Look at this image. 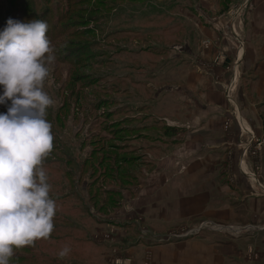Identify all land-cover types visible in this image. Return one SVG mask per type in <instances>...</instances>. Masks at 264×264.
I'll return each mask as SVG.
<instances>
[{"label": "rangeland", "instance_id": "374dc122", "mask_svg": "<svg viewBox=\"0 0 264 264\" xmlns=\"http://www.w3.org/2000/svg\"><path fill=\"white\" fill-rule=\"evenodd\" d=\"M260 1L0 0V264H154L148 248L160 246L170 254L160 263L261 259L256 234L264 227L215 221L205 215L211 206L199 217L189 183L180 177L177 206L162 201L170 172L163 158L181 130L168 127L165 111L171 99L179 108L185 90L179 81L188 65H198L191 53L197 42L203 49L220 44L211 59L220 71L211 72L212 81L235 102L243 73L235 56L244 52L253 32L249 16ZM203 27L219 39H203ZM231 123L225 119L226 132ZM250 135L241 145L242 155L253 160L247 178L254 194H237V204L264 198L263 142ZM206 160L211 170L202 179L210 201L220 175L218 158ZM82 161L87 167L80 172ZM177 162L176 168L187 166ZM149 186L156 189L147 195L157 207L148 215L154 227H145L135 208L141 205L133 204ZM64 194L78 205L74 220L44 236L30 234L23 220L37 205L52 210V201L40 197Z\"/></svg>", "mask_w": 264, "mask_h": 264}, {"label": "crops", "instance_id": "0c3cea01", "mask_svg": "<svg viewBox=\"0 0 264 264\" xmlns=\"http://www.w3.org/2000/svg\"><path fill=\"white\" fill-rule=\"evenodd\" d=\"M249 17V21L251 22L249 25L250 28H252L249 31L253 32L249 33L246 38L247 43L244 52L240 50L235 56L240 60L243 71L241 82L238 84L233 82L238 86L237 90L234 92L236 96L235 102L233 99L232 101L231 99H227L223 92V84L221 82L214 84L212 81L211 72L217 73L220 71L219 67L211 65V59H214L218 52L216 47L220 44H215L209 49H203L200 43L197 42L194 55L193 52L191 53L194 62L196 60L198 65L196 67L193 64L191 66L188 65L182 76L183 78L179 81L183 88H185L179 99V108L174 109V104L176 103L171 99V104L169 105L170 110L165 111L167 123L170 126L179 127L181 130L171 136L169 144L173 147L163 158L165 165L170 168V172L168 175H165V180H163L167 184L165 183L164 185L165 194L162 201L164 203L167 201V204H169L171 208H173L172 206H177L173 203V200L181 196L179 193L176 195L177 183L175 182L178 181L180 177L185 183H189L187 190L192 197L195 196V207L199 213V217L203 218L205 207L211 206L212 210L205 215H208V218L215 221L240 224L251 223L259 224L264 227V198L261 197L251 201L248 199L244 203L239 204L232 201V199L235 200L237 198V194L243 196H252V194H254V188H252L254 186L247 178V175L254 167L253 160L249 161L247 157L242 155L243 148L241 145L245 144V140L250 138L251 133L259 142H263L260 159L263 166L262 177L264 178L263 0L260 1V7L256 9V12ZM199 32L203 33L202 37H205L203 39L209 38L214 43L220 36L219 33L207 27H203L202 30L199 29L198 33ZM227 48L232 49L233 43L228 44ZM199 64L203 66L202 68L204 70L202 68L200 69ZM209 66H213L216 69L212 68L211 70H207ZM229 81L230 79L225 82V85H227ZM172 86L174 85L171 83L166 84L167 88H172ZM185 96L186 98H184ZM226 118H230L232 121L227 132L223 128V123ZM238 119L244 127L243 130L237 124L236 120ZM209 157L218 158L216 171L217 174L220 175L215 183L214 188L216 189L210 201H208L209 198H205L203 189L204 182L202 179L205 172L211 170L208 169L210 164L205 165V161H207L206 159ZM177 160L185 162L187 166L182 168L178 166L176 168L175 164L177 165ZM232 178L235 179L234 182H231ZM154 190L156 189L149 186L146 192L138 195L137 202L133 203L135 206H137V203L141 205L135 208H137L142 215L141 218L144 219L145 227H154L153 221L148 215L154 212V209L157 207L150 205V196H147L152 194ZM157 202L160 203L161 200ZM147 203H149V205ZM163 220L165 219L163 218ZM250 226L251 225L243 229H232L233 231L231 232H240L247 228L250 229ZM251 229H255V227H251ZM152 230L157 232L155 228ZM256 236L260 237L263 245L260 247L263 255H261V259L254 264H264V228L259 230ZM177 246L182 248L183 244ZM167 247L168 246L148 248V250L153 253L154 264H174L166 260L160 263V258L168 254L165 251ZM218 248L224 251L223 247L220 249L218 246ZM227 251H230L229 248ZM217 264L233 263L228 261V263L217 262Z\"/></svg>", "mask_w": 264, "mask_h": 264}, {"label": "trees", "instance_id": "16d2710c", "mask_svg": "<svg viewBox=\"0 0 264 264\" xmlns=\"http://www.w3.org/2000/svg\"><path fill=\"white\" fill-rule=\"evenodd\" d=\"M122 13V10H121ZM168 126V125H167ZM171 130L177 131L178 128L176 127H172V126H168ZM146 130V129H144ZM101 140H96L95 143H100ZM71 159V158H70ZM91 158H89L90 160ZM11 161V160H9ZM79 163V170L80 172L83 171V169L85 167H87V162H78ZM103 163H100L99 165H101ZM10 165V164H8ZM60 170V169H58ZM67 174V173H66ZM70 194H64L58 197H54V195H52V199L48 200L47 198H45L43 195L40 197V200L42 202H51V207L52 210H46V207H43L44 205H37V209L38 211L36 213L30 214L28 217L25 218V220H23L29 228V231H31L30 234H38L39 232L41 233L42 236H44V232H46L47 229L52 228L54 230L59 229L58 227L60 226L61 228L66 227L68 225H66V221H71L74 220L75 216V211L78 210V205L76 208V204H72L69 202L67 196H69ZM67 198V199H66ZM66 199V200H64ZM39 219H46V220H54L55 222H59V224H53L52 226H41L38 222ZM34 220L36 221V223L34 224L35 226H33L35 228L31 229L32 224L34 223ZM34 230V231H33ZM33 236V235H30ZM38 237H40L39 235H37ZM60 239V238H57Z\"/></svg>", "mask_w": 264, "mask_h": 264}]
</instances>
